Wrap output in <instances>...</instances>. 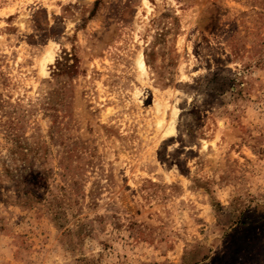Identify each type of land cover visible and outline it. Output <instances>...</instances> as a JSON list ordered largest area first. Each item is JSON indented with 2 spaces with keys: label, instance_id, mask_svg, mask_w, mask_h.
Segmentation results:
<instances>
[{
  "label": "rangeland",
  "instance_id": "rangeland-1",
  "mask_svg": "<svg viewBox=\"0 0 264 264\" xmlns=\"http://www.w3.org/2000/svg\"><path fill=\"white\" fill-rule=\"evenodd\" d=\"M0 264H264V0H0Z\"/></svg>",
  "mask_w": 264,
  "mask_h": 264
},
{
  "label": "bare ground",
  "instance_id": "bare-ground-1",
  "mask_svg": "<svg viewBox=\"0 0 264 264\" xmlns=\"http://www.w3.org/2000/svg\"><path fill=\"white\" fill-rule=\"evenodd\" d=\"M139 64H140L141 66L143 65V62H142L141 56L139 57Z\"/></svg>",
  "mask_w": 264,
  "mask_h": 264
}]
</instances>
